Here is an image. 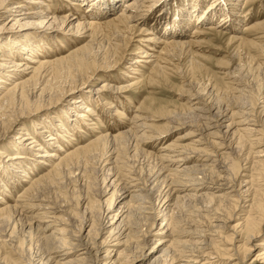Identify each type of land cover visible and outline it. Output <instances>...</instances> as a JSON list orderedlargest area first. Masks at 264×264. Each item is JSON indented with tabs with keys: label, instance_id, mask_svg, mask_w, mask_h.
I'll return each instance as SVG.
<instances>
[{
	"label": "bare ground",
	"instance_id": "obj_1",
	"mask_svg": "<svg viewBox=\"0 0 264 264\" xmlns=\"http://www.w3.org/2000/svg\"><path fill=\"white\" fill-rule=\"evenodd\" d=\"M119 1L120 0H65L66 5L64 8L67 9L66 13L63 10L54 11L52 13L50 9L44 7V0H0V19L2 17L6 19L2 23L0 22V30H2V34L6 33L4 39H7V44H0V139L7 136V134L10 133L11 128H20L17 131L19 133L14 134L13 140L16 141L17 148L22 150V152L18 150L16 155L11 157L6 154L3 159L6 160L4 162L0 160V176L3 175L2 173L6 174L5 178H0V185L2 187L0 190V202L3 204V206H0V232L4 237L5 242L7 241V237L10 238L11 234L14 233L16 227H19V231H22L25 230L29 224V228H27L28 234L34 232L43 240L42 250L33 254L34 256L29 259L27 258V260H25L26 258L24 257V261H21V258L16 257L14 260L11 259L12 261L9 260V264H134V262L137 261L136 259L140 256H149L147 261L143 264H196V262H199L200 264L201 262H204L203 264H209L208 259L211 257L215 258L216 255H218V252H215L212 249L213 246L216 245L215 243H212V241L214 238H221L219 232L222 229L232 231L233 234V237L231 236L232 234L229 235L231 238H221L222 242L229 244L234 240V236L236 235L239 237V244L235 245V243H230V250L232 251H224L222 253L225 254V256L227 255V257L221 256L214 261L211 260L210 264H215L222 259L227 260L225 264L243 263L252 247H260V249L257 251L254 258H252L251 264H264V235H262V232L264 231V189L259 181V178H262V175L260 176L258 173L254 175L249 171V174L246 175V178L248 179L247 181H243L245 178H240L241 180L239 181V184L245 186L244 193L249 196V199L245 201V204H247L244 205V208L241 210V216L237 215L239 216L236 218L237 221L230 224V220L232 219H230L231 210L229 207H225V204L223 203H225L224 201L229 202L235 200L230 198V193H227L229 192L228 183H215L214 177L215 175L219 177L220 175L218 176V174L221 172L225 173L226 170L230 172L236 170L234 166L231 164L229 166L228 164L227 168L223 163L225 165H223L224 167H218L222 170H217V167L213 166L215 162V160H213V164L210 163V165L214 167L213 169L203 168L206 164H193L182 167L180 162H184L185 157L183 158L184 160L181 157L177 160L169 158L170 161H168L167 164H163L160 161V156L161 159L163 158L165 160L166 157H162L164 155L161 154L158 155L160 164L153 167L145 176L144 174L146 173L143 174L144 170L142 171V169L143 167L150 166L149 162L146 161L149 153L147 155V153L141 148L142 151L138 149V143L140 140L137 141V139L141 134L134 135L136 134L134 132H137L135 131L137 128L138 131H141L139 128H152L150 122L149 125L145 122L149 119L146 115L147 119L144 120L146 117L144 118V116L137 114L138 112L136 115L130 113L129 119L131 126L127 127L135 128L134 132L133 129L132 131H130V129H122V131H118L115 134L105 132L103 135L100 134L98 137L96 136L93 138V140L86 145L80 144V146L73 147L72 149L66 147L67 145H63V142L61 141V137L64 136L63 132L65 133V137L69 134L70 137L74 138L75 134L80 132L81 128H83L82 125H85L86 128L91 131L96 127L95 124L97 123V120L102 124L105 121L113 120L112 117L115 116L113 114L114 116L111 117V113L109 112L101 115L89 106L91 105V100L94 99L97 102V106L99 104L100 106L103 104H107L108 106L109 104L108 108H112V102L108 101L107 98L110 100L111 97L113 101L119 100L121 97H119L121 94L119 92H122L121 90L124 89V83L123 85L118 84L119 86H111L107 84L106 79L105 81L101 80V84L93 88L88 86L89 82L92 80L91 77L96 71L111 68L113 65V63H107L98 50H94V40L98 41L97 39H99H95L97 36L96 34L102 25L103 27H105L104 25L109 26L123 37L128 33H133L137 24L143 21V17L145 16L143 13L144 6L151 7L154 3V0H126L124 2L122 0V8L108 17L106 14H110V12L114 11L117 6L116 4ZM233 1L235 0L210 1L201 11L199 10L197 12L196 9H193L191 11H186L185 14L180 9H174V13H172L170 7L168 10L166 9L167 7L162 8V12L153 16V18L150 19V22L147 21L146 23L145 21L143 23V25H147V27L143 29V34L146 35V38L144 37L143 39L146 44L150 46L151 42L154 44L162 43V50L168 54L171 47H183L187 44V42L183 40V35L187 24L191 25V18H193V23L198 26H203V24L205 25L216 19H218L217 27H223V25H226V22H228V25L233 24L234 18H232L233 15L231 14V10L226 8V5L232 4L231 2ZM249 1L251 2L253 0H244L245 3H249ZM29 3H34L35 5L32 6V8H28L30 6ZM69 11H72V13H69ZM56 12H64V14ZM170 12L174 14V17H168ZM195 12L197 13L195 14ZM184 15L186 16L185 19L182 17ZM182 20H187L188 23L184 25ZM244 20L243 22H245ZM31 26H35L33 27L35 29L34 31L31 32V30H26V28ZM40 26L45 28L44 31L40 32L42 34L49 31L48 29H51V27L56 26L58 28L63 27L62 29L66 34L72 36L76 35V37L82 36L87 40L85 39L86 41H84V44L78 45V48L75 47L76 49H72L73 51L70 50V52L65 55L59 54L60 56L54 57L47 52V49L53 48V44L50 45L49 43L55 40V36L48 39L42 38L43 35L40 36V38L32 36L33 34H36L37 29ZM241 28H243L241 33L247 29H264V20L256 23H249V21L245 22ZM195 29L196 28L191 29L193 34L198 31H195ZM200 31H202L201 28ZM232 31L234 32V29H232ZM50 32H56V30ZM241 39H243V36H241ZM56 40L59 42L58 39ZM141 53L144 58L146 56H152L151 54L148 56L147 50H143ZM154 58L157 60V57ZM160 60L161 63L165 62L163 61V58H160ZM148 61L152 62L151 60ZM137 62H139L138 59L132 61L135 67H137ZM155 64L157 65L158 63ZM131 69L132 68H130V70ZM161 69V66L157 65V67L152 70V73L161 72ZM127 75L129 76V74ZM156 75H158V73ZM135 78L132 80H135ZM154 78L155 74L147 79L152 83ZM133 82L135 85L136 82ZM146 83L148 84L147 81ZM242 87L245 88L246 86L244 85ZM125 88L128 89V86ZM82 90H85V93H83ZM241 90L242 88L240 91ZM105 91L109 94H106ZM232 98L234 97L232 96ZM261 100L260 104L264 103V98L262 101ZM64 101H67V103L64 106L65 110L63 109L62 112L69 120V122H67L68 125H66L67 123L65 124L60 121L61 116L57 114L60 107L55 104L58 102H61L62 104ZM199 101L196 104L197 106L199 105ZM126 102L130 103L131 101L126 99ZM140 103L142 106L139 108L137 107L139 111L146 106L145 102ZM51 105H53L52 111L55 113L53 117L58 118L56 120L58 121L57 125H54L52 116H50L51 118H44L40 123L33 120V131L39 136L40 134L43 135V132H46L48 138H42L40 141V138H38L39 136L37 135V137L35 136L37 139L32 138L30 139L31 141L26 142L28 139L26 137L28 130L25 129L27 127L26 125H23L24 123L21 121V118L26 115L30 116L37 114L40 110ZM249 105V107L254 109L252 103ZM197 106H195L193 110L190 108L189 110L187 109L188 112L184 114L186 117L189 113H191V116L193 115L192 117L188 115V118L190 116L194 120H190L193 122L192 125L186 123L188 120L185 121V119H183L185 117L182 118V114L181 116H177L180 120L177 117L169 116L167 118V126L159 129V131H169L174 127L172 123H177V125H179L178 121L180 123L181 120H183L185 121V123L182 122L183 125L191 126L197 130L198 128L199 130L205 128V134L201 130L198 132V137L195 140L197 142L203 141L201 139L205 136L222 139L225 138L226 135H229L230 140L228 139V142L231 143V141H233L231 139L236 135L234 141L237 145H242V143L247 141V139L246 141L244 139V134L248 136L247 134L249 133L254 134L259 132L255 126H252L256 119L252 120V118H250V112L245 105H242L243 107L240 106L241 108H236V110H228L227 107L222 109L223 107L221 106L220 108L219 106L216 108L214 107L215 110H211L210 107L205 110L203 107L196 108ZM262 107L261 111L264 112ZM113 110L115 113L119 111L117 106H114ZM194 111L197 112L194 114ZM118 113L122 115L123 111H119ZM103 118H105V120L101 121ZM40 124L43 125L41 128H39ZM114 125L115 124L112 121V126ZM36 128L42 129V131H39ZM119 128H125V126ZM196 129L193 130L195 131ZM210 129H212V131L209 132L208 130ZM66 132L68 133L67 135ZM132 132L134 134H132L133 137L131 138ZM144 133L146 134V132ZM153 137L154 135L151 138ZM250 139L249 142L252 141H250ZM256 141L257 140H255V142ZM212 143H214L217 148L218 146L219 148L221 146L223 148L224 142L214 141L213 139ZM252 143L254 142H251V144ZM258 143L259 142H257V144ZM182 145V150L186 148L187 151L191 150L192 153V149L194 148L190 149L187 148L186 144V147H182ZM228 145L229 144H227V146ZM166 146L168 147V145ZM166 146L163 148L164 150L166 149ZM49 148H52V150H48ZM167 149H169V147ZM31 150L37 152L34 156H38V158L36 157V160L31 159L34 162V165L32 163L29 165L32 164V166H35L36 164H44L47 166L45 169L48 170V173L46 172V175L43 173V175H41L40 178L38 177L37 180L33 179L34 183L31 182L32 180L28 182V186L25 190L23 189L24 187L22 188L24 193L22 192L23 194H21V201L25 198L27 199L26 202L22 201L18 206H13L14 204H12V206L8 205V192L13 186H15L14 184H16L17 177H25L26 179H23L24 182H26L27 179H30L28 178L29 169H32L33 167L27 168V165L24 163V158L26 157L25 151H28L31 154ZM180 150L179 152H181ZM174 151L175 150L173 149V152ZM263 151L259 150L258 152L261 154L260 152ZM227 152L228 155H230V152ZM227 152H222L221 155H224V153ZM140 153L142 155H140ZM181 153H183V151ZM176 154L178 155L179 153L176 152ZM190 157L191 156H189V158ZM257 157L258 154L256 158ZM90 158L95 159L94 161H101L100 167L103 172V185L101 189L99 188L100 191L96 192L97 198L95 201L91 200L94 202L88 204L90 198H88V200L86 198L78 199V207H76V209L80 211L81 205H84V208L82 209V212L78 211L81 214V218L79 217V224H77L78 228H76L77 226H73L72 221L68 222L69 220L64 218L63 215H60L59 212L61 209L59 207L50 206L48 203L46 204L39 199L42 196H45L48 185L52 187V183H54L53 181H57L58 179L60 181L64 175L65 177L63 179H66V176L67 178L69 175L72 177V175L76 173L74 171H77L76 175H78L75 178V182L78 180L80 181V177L83 176L82 172L85 170L84 165L82 169L80 168V165L82 163H94ZM131 158L132 161L129 165L128 162ZM220 158L222 161V156ZM89 159L91 163L88 162ZM145 161L147 165L145 164ZM187 162H189V160H187ZM258 162L256 160V164L264 165V161L259 160ZM215 166H218L217 162ZM230 174H227V176H231ZM201 175H203V177H199ZM12 180L15 181V183ZM231 180L235 181V177L233 176L230 181ZM59 181L58 183L60 184L61 182ZM208 182H211V185H208ZM31 183L32 185H30ZM55 185L56 184H53V186ZM233 186L235 185H232V187ZM202 188H205L204 191H202ZM216 192L223 193L214 195ZM221 194L223 195L221 196ZM86 197L88 196L86 195ZM41 199L43 200V197ZM171 200L173 202L170 203L169 201ZM14 203H16V201ZM219 203L223 206L222 209L219 207ZM103 204L106 207H103ZM25 205L36 206L35 208L41 210V213L33 214L32 211H30L31 209L33 210V207L29 209V206L27 207ZM113 205L114 207L116 206V208L113 209ZM190 205L198 209V217L195 219L196 226L193 224L195 227L192 225L194 228H190L191 231L187 233L191 237L189 242L179 241L173 238L174 233H177L178 231L179 225L185 224L186 226H189L188 223H185L187 221L184 220L185 222H183V220H181L182 217L179 214V210L184 208L183 206L189 207ZM95 206L97 208H95ZM236 206L237 205H233L231 207L232 209H235ZM17 207L21 211H24L27 216L22 215L21 212L18 213ZM207 207H209V209L205 210L204 208ZM185 210L187 209L185 208ZM221 210L224 211V214ZM45 219L48 220L46 221ZM75 219H73V221ZM209 219L211 222L207 221ZM138 220L142 221L141 226H145L144 229L138 225L137 222H140ZM190 220L192 221V219ZM191 221L190 223L193 222ZM202 221H206L205 223L208 222L207 225L205 224L203 226L201 224ZM214 221L219 222L220 224H213ZM32 222L36 225L33 226ZM157 223L159 227L153 230V227L156 226ZM221 223H223L222 226ZM85 229L86 232L83 234ZM105 233L106 235L103 237ZM214 234H217V236L213 237ZM3 237L0 236V238ZM14 248L16 250L18 249V247L15 246ZM220 250L222 251V247H220ZM227 250H229V248ZM235 250L240 253V258H233V256L236 255ZM13 252H15L14 249ZM3 258H6L7 262V257L3 256ZM3 260L0 264L4 263Z\"/></svg>",
	"mask_w": 264,
	"mask_h": 264
},
{
	"label": "rangeland",
	"instance_id": "obj_2",
	"mask_svg": "<svg viewBox=\"0 0 264 264\" xmlns=\"http://www.w3.org/2000/svg\"><path fill=\"white\" fill-rule=\"evenodd\" d=\"M120 1L116 4L117 6H116L114 11L110 12V14H106V15H108V17L111 14L118 11L120 8H122V4L126 0H123V2H122V0H120ZM210 1H214V0H154V3L151 7H145L144 6V8H143L144 12L143 13L145 14V16L143 17V21L141 23L137 24L136 29L133 30L134 31L133 33H128L125 35V37L119 35V33L115 32L112 28H110L107 25H104L105 27H103V25L100 26V29L98 30V32L96 34L97 36L95 37V39H97V38H99V39H97L98 41L94 40L93 47H94V50H98V52L101 55H103L104 60L107 63H113V65L111 68L101 69V70L96 71L94 73V75L91 77L92 80L89 82L88 86L93 88V87L101 84V80L105 81V79H106L107 84L111 85V86H119L118 84L123 85V83H124V85H123L124 89L121 90L122 92H119V93H121L119 95V97L121 96L119 98V100L113 101V99H111V97H110V100H109V98H107L108 101L112 102V108H108L109 104H108V106H107V104L106 105L103 104L104 106L103 105L100 106V104H99L97 106V102L93 98L92 99L96 103L93 100H91V105H89V106L92 107L94 109V111L98 112L101 115L106 113V112H109V113H111L110 114L111 117L114 115L115 116L112 117L113 120L105 121L102 124L100 121L97 120L96 121L97 123L95 124L96 127L91 131L88 128H86L85 125H82L83 128H81L80 132L75 134V137H74L75 139L70 137L67 132H66V135L68 134V136L65 137V133L63 132L64 136L61 137V139H62L61 141L63 142V145H65V146L67 145L66 147H68L69 149H72L73 147L75 148L77 146H80V144L86 145L91 140H93V138H95L96 136L98 137L100 134L103 135V133H105V132L106 133L110 132V134H115L118 131H122V129L123 130H129L130 129V131H132V129H133V132H134L135 128H128L131 126L130 125V119H129L130 113H134L133 115H136V113L138 112L137 114L144 116V118L146 116H148V118L151 120L147 119V117L144 120L147 119L145 122L148 125L150 122V125L152 126V128H139V130L141 129V131H138L137 130L138 128H137L135 130L137 132H134L136 134H134L133 132L131 133V138L133 137L132 134H134V135L141 134L142 137L140 136L139 137L140 139L139 138L137 139V141L140 140V142L138 143V146H139L138 149L141 148L143 151H145L147 153V155L149 153L146 161L149 162L150 166L149 167H143V169H142V171L144 170L143 174L146 173V174H144L146 176L148 171L150 172V170L153 167H156V165L158 166L160 164V161L163 164H165V163L167 164L171 158L177 160L180 157L182 159L185 157V160L187 163L186 164L185 160L183 159L184 162L183 161L180 162L182 167L193 165V164H196V165H198V164H200V165L204 164L205 165L206 164L203 168H206V169L212 168L213 169L214 167H217V170H222L218 167H220V166L222 167L225 164L226 167L228 168V164H229V166H230V164L233 165L236 170L231 169V170H233L232 172L226 170L225 173H223V172L219 173L218 176L222 175L221 177L219 176L220 179L216 175L214 177L215 183H218V182L223 183V184H225V182L228 183L227 185H228V191L229 192H227V193H230L231 194L230 198L235 200V201H229V202L224 201L225 203H223V204H225V207L227 206V208L229 207L231 210L230 219L231 218L232 219L230 220L231 222L230 221L229 222H230V224H233L237 221L236 218L241 216V213H242L241 210L244 208V205L247 204V203L245 204V201L247 199H249V196H247L246 193H244L245 186L243 184L240 185L239 181L242 178H245V179H243V181H247L248 179L246 178V175L249 174V171H251L252 174H254V175L258 173L260 176L262 175V178H259V181L261 182V186L264 189V187H263L264 186L263 185L264 184V165L256 164V160H257V162L259 160L264 161V153H263L264 152L263 151L264 150V125H263L264 112L261 111L262 106H263L262 109H264V105H263L264 103L260 104V100L261 99L263 100V98H264V77H263L264 76V71H263L264 70V29H261V28L260 29L255 28V29H251V30L247 29L243 33H241V31L243 29L241 27L243 26V24H245V22L249 21V23H251V22L256 23V22H259L261 20H264V0H253L251 2L249 1V3L248 2L245 3L244 0H235V1L231 2L232 4H227L226 8L231 10V14L233 15L232 18H234V22H233V24H230V25H228V22H226V25H223V27H217L216 26L218 24V22H217L218 19L212 20L205 25L203 24V26L202 25L198 26L195 23H193V18H191V21H192L191 25L187 24V27H185V31H184V35H183V38H184L183 40H185L187 42V44H185L183 47L182 46L171 47L170 48L171 51L169 50L168 54L162 50L163 49L162 43H155L154 44L153 42H151V46H152L151 47L150 45L146 44V42L143 39L146 36L143 34V31H144L143 29H145L147 27V25L146 24L143 25V23L145 21H146V23H147V21L150 22L151 21L150 19H152L153 16H156L162 12V8L167 7L166 9L168 10L170 7L172 13H174L173 12L174 9L175 10L180 9L185 14L186 11H191L193 9H196L197 12L199 10L201 11L202 8L204 9V7H206V4ZM44 2H45L43 4L44 7L47 9H50L52 11V13L54 11H59V10H63L66 13L67 9L64 8V6L66 5L65 0H44ZM29 5L30 6L28 8H32V6H34L35 4L29 3ZM64 12H56V13H63L64 14ZM197 12H195V14ZM69 13H72V11L71 12L69 11ZM172 13L170 12L168 14V17H170V16H171V18L174 17V14H172ZM182 17H183V19H185L186 16L184 15ZM144 18H145V20H144ZM244 18H245V20H244ZM5 20L6 19H4V17H2L0 19V22L2 23ZM243 20L245 22H243ZM182 22L184 25H186V23H188L187 20H182ZM106 26H107V28H106ZM33 27H35V26L28 27V28H26V30H31V32H32L35 30ZM62 28L63 27L58 28L56 26H53V27H51V29H48L49 31L42 34L40 32L44 31L45 28L40 26L37 29L36 34H33L32 36H36V37L40 38V36L43 35L42 38H44V39L53 38L55 36L56 37L55 40L52 41L51 43H49L50 45L53 44L52 45L53 48L47 49V52L50 55H53L54 57H57L60 55H65L66 53L70 52V50L73 51L74 49L78 48V45L84 44V41L87 40L86 38H85L86 39L85 40L82 36L76 37V35L72 36L70 34H66ZM103 28H105V29H103ZM193 28H196L195 31L198 30L197 33H194L196 35V37L193 34V32H191V29H193ZM200 28L202 29V31H200ZM211 28L214 30H212ZM232 29H234V32L232 31ZM26 30H24V31H26ZM52 30H56V32H50ZM109 30H110V32H109ZM115 33H117V34H115ZM120 34H121V32H120ZM129 34H131V35H129ZM5 36H6V33L2 34V30H0V44H3V43L7 44V39H4ZM32 36H30V37H32ZM241 36H243V39H241ZM118 37H120V38H118ZM56 39H58L59 42ZM96 46H98V47H96ZM143 50H147L148 56L150 54L152 56H150V57L146 56L145 58L142 57L141 51H143ZM154 57H157V60ZM158 57H160L161 59L163 58V61H165V62L164 63L162 62V63L164 65L161 63V60ZM137 59L139 62L136 63L137 67H135V65L132 63V61L137 60ZM153 59H155V60H153ZM148 60H151L152 62H149ZM155 63H158L157 65L161 66V68H162L161 72H157L158 75H156L157 73H152V70L155 69V67H157V65ZM130 68H132V69L130 70ZM127 74H129V76ZM153 74H155L156 79L154 78V81L152 80L153 82L151 83V81H148L147 78H149ZM135 77H137V78H135ZM133 78H135V80H132ZM145 80L148 82L149 85L146 83ZM133 81H135L137 84L135 83V85H134ZM130 83H132V84H130ZM244 85L246 86L245 88L242 87ZM127 86H128V89L125 88ZM241 88H242V90L240 91ZM82 91H83V93H85V90H82ZM105 93L109 94V93H107V91H105ZM123 94L125 95V97ZM232 96L234 98H232ZM197 97H199V98H197ZM126 99L128 101H131V102L130 103L126 102ZM198 101H199V105L197 106L196 104ZM140 102H145L147 107L145 106L143 109H140V111H139V109H137V107L139 108L140 106H142V104ZM66 103H67V101H64L62 104H61V102L55 103L60 107V109H58V113H57V114H59V116H61L60 121L64 122L65 124L67 122H69L68 118H66L65 114L62 112L63 109L65 110L64 106L66 105ZM251 103H252V106L254 107L255 110L252 109L251 107H249L250 106L249 104H251ZM53 105L48 106V107L40 110L37 114H33L30 116L26 115V116H23L21 118V121H23V123H24L23 125H26V127H27L25 129L28 130V134L26 135V137L28 139L26 142L31 141L30 139L35 138V136L37 137V135H38L33 131V129H34L32 127L33 120L40 123L41 121H43L44 118H48L50 116L53 117V115L55 114L54 111H52ZM242 105L243 106L245 105V107L248 108L247 110H249V112H250V115H249L250 118H252V120L256 119L254 124H252V126H255L257 128V131L259 130L258 133L256 132L257 134L256 133L247 134L248 136L250 135L249 137L244 134V136H245L244 139H245V141L247 139V141L242 143V145H237V143H235L234 138L236 135L231 139V140H233V141H231V143L228 142V139L230 138L229 135H226V137L222 138V139L218 138V137H212V136L206 137L205 136L204 138L202 137V139H201L203 141L197 142L195 140L198 137V135H197V134H199L198 132H200V130L204 132L205 128H202L200 130L198 128V130H197L196 128H192L191 126L182 124V122L185 123V121L188 120L186 123H190V125H192L193 122H191V121H194V120L191 117L193 115L191 116V113H189L188 115H190L191 117L189 116V118H188V115L186 117L184 114H186L188 112L189 108L193 110V108L195 106H197L196 108L203 107L205 110L209 107L211 108V110H215V108L218 106H219V108H220V106L223 107L222 109L227 107L228 110L229 109L236 110V108H241L240 106H242ZM114 106H117L119 111H121V112L123 111L124 115L119 114L118 113L119 111H117L115 113V111L113 110ZM107 108L109 109V111ZM195 112H197V111H194V114H195ZM181 114H182V118L185 117V118H183V119H185V121L181 120L180 123L178 121L179 125H177V123H172L174 125V127H175V125H176V127L175 128L172 127L169 131L168 130L165 132L159 131V129L165 128L167 126V124H168L167 118L169 116L177 117V116H181ZM119 116H120V118H119ZM57 119H58L57 117H55V118L53 117L54 125H57V123H58V121H56ZM102 120H105V118L101 119V121ZM112 121L116 125V126L114 125L115 127L112 126ZM66 125H68V123ZM41 126H43V125L40 124L39 128H41ZM123 126H125V128H119V127H123ZM261 126H262V128H261ZM91 127H94V126H91ZM240 128H242V127H240ZM19 129L20 128H16V127L11 128L10 133L7 134V136H5L4 138L0 139V160H2L3 162L6 161V160H3L6 156V154L11 157V156L16 155V152H18V150H19L16 146V144H17L16 141L13 140L14 134L19 133V132H17ZM36 129L39 131H42V129H38V128H36ZM145 129H148V130H145ZM193 129H196V130L194 131ZM75 131H76V129H75ZM130 131H128V132H130ZM143 131L146 132V134ZM208 131L210 132V131H212V129H210ZM147 132L150 134H148ZM159 132H161V133H159ZM157 134H158L159 138L157 137ZM204 134H205V132H204ZM46 135H47V133L43 132V135L40 134L41 137L38 135L39 136L38 138H40V141L42 140V138L47 139L48 136H46ZM146 135H147V137H146ZM153 135H154L153 138H155V139L151 138ZM148 138H149V140H148ZM150 138H151V141H150ZM35 139H37V138H35ZM213 139H214V141L216 140L219 142H224V144H223L224 149L222 148V146L220 148L218 146V148H217L214 145V143H212ZM249 139H250V141L252 140L251 142H254V143L251 144V142H249ZM255 140H257V141L255 142ZM68 141H70V142H68ZM193 141H195L196 143ZM208 142H209V145H208ZM257 142H259V143L257 144ZM175 144H177V145H175ZM182 144H184V145H182ZM185 144L187 145V148H190V149L194 148V149H192V153H191V150L187 151L186 148L184 150H182L183 148H181V145H182V147H186ZM211 144H212V146H211ZM227 144H229L230 146L229 145L227 146ZM166 145H168L169 149H167L168 147ZM165 146H166V149L164 150L163 148H165ZM170 146H172V147H170ZM170 148H172V149H170ZM231 148H233V149H231ZM141 149H140V151H142ZM173 149L175 150L174 152H173ZM48 150H52V148H49ZM179 150L181 152L183 151V153L179 152ZM257 150L258 151L262 150L263 152H260L261 154H259V152ZM19 151L22 152V150H19ZM227 151L230 152L229 153L230 155H228ZM27 152L28 151H25V156L27 157L29 155L28 156L29 158L28 157L26 158L24 156L25 157L24 163L27 165L26 166L27 168L33 167L32 169H29L28 178H30V179H27L26 182H24L23 179L25 177L24 178L21 176L17 177L16 184H14L15 186L12 185L14 188L11 186L12 187L10 190L11 192L9 191L8 196H7L8 205H11V206H12V204H14L13 206H18V204L20 205L22 203V201L26 202L27 199H25L24 197H23L24 199L21 201V199H22L21 194H23L24 193L23 191L27 188L28 182H30L32 180L31 182L34 183L33 182L34 180H37L38 177L40 178V176L43 175V173L45 174L48 171L47 169H45L47 166H45L44 164H36L35 166H32V164L34 165V162L31 159L36 160V157L38 158V156H34V154L35 153L37 154V152L32 151L31 154L29 152L28 153ZM176 152H178L179 154L177 155ZM222 152H227V153H224V155H221ZM166 153L168 156L166 155ZM172 153L174 154V156ZM195 153H197V154H195ZM161 154L164 155L162 157H164V158L166 157V160L163 158L161 159V156H160V161L158 160V157H159L158 155H161ZM182 154H183V156H182ZM184 154H185V156H184ZM186 154L188 155V157ZM199 154H200V156H199ZM225 154L227 155V157ZM257 154H258V157L256 158ZM140 155H142V154L140 153ZM154 155H155V157H154ZM189 156H191V157L189 158ZM221 156H222V161L220 158ZM167 157H168V159H167ZM90 159L95 164L91 163ZM90 159L88 162H90L91 164H86V163L83 164L82 163L80 165L81 169L83 168V165H84V169H85L84 172H82L83 176L80 177L81 178L80 181L78 180L77 182H75V178L78 175V174L76 175L77 171H74V172H76V173H74L75 175L72 173L73 174L72 177H71V175H69L68 178L66 176V179H63L65 177V175H64L60 179V181H59V179L57 181L56 180L53 181L54 182V183H52L53 188L50 185H48L47 186L48 188L46 189L47 192L46 191H45L46 193L44 192L45 196H42L43 200L41 199L42 197L39 199L40 201L45 202L46 204L48 203V205H50V206L59 207L61 209V211L59 212L60 215L61 216L63 215L64 218L69 220L68 222L72 221L73 226H75V227L77 226L76 228H78L77 224H79V220H80L79 217L81 218V216H80L81 214L79 212H82V209L84 208L83 207L84 205H81L80 211L76 209V207H78L77 206L78 199H80V198L85 199L86 198L88 200V198H90V201L91 200L95 201V199L97 198L96 192L100 191V189L103 185L102 184L103 172L101 171L102 168L100 167L101 161L100 160L94 161L95 159H92V158H90ZM25 160H26V162H25ZM187 160H189V162H187ZM213 160H215V162ZM131 161H132V158L128 162L129 165H130ZM146 161H145V164H146ZM212 162H214V164ZM216 162H217L218 166H215ZM30 163H32V164L29 165ZM96 163H97V165H96ZM210 163L213 164L214 167L212 165H210ZM206 166H208V167H206ZM101 172H102V175H101ZM226 173L228 175L230 174L231 176H227ZM2 174H1L2 176H0V178H5L6 174H4V173H2ZM233 176L235 177V181L233 180L234 182L232 180L230 181V179ZM82 177L84 178V180ZM199 177H203V175H201ZM225 178H227V179H225ZM228 179L230 182L228 181ZM69 180H71V181H69ZM73 180L75 183L73 182ZM55 181H56V183H55ZM58 181L61 182L60 183L61 185L62 184L63 185L61 186L58 183ZM13 182L15 183V181H13ZM260 182H259V184H260ZM0 183H1V181H0ZM32 183L30 185H32ZM212 183H214V182H212ZM49 184H51V183H49ZM53 184H56V185L53 186ZM208 185H211V182H208ZM232 185H235V186L232 187ZM1 188L2 187L0 185V190H1ZM22 188L24 190H22ZM204 189L202 191H204ZM236 192H238L239 194ZM44 193H43V195H44ZM220 193H223V192H216V193H214V195H219ZM247 194H249V193H247ZM19 195H20V197H19ZM86 195L88 197H86ZM222 195L223 194H221V196ZM44 198H45V200H44ZM51 199H52V201H51ZM15 201L17 204L14 203ZM46 201H48V202H46ZM90 201L88 202V204L94 202V201H91V202ZM169 202L171 203L173 201L171 200ZM226 202H228V203H226ZM24 204H27V203H24ZM88 204H87V206H88ZM229 204H230V206H229ZM233 205H237L235 209H232L231 206H233ZM0 206H3V204L1 202H0ZM25 206L28 207L29 205H25ZM102 206L106 207V206H104V204ZM191 206L192 205H190L189 207L183 206L184 208H181V210H179L180 213L178 212L180 214V216L182 217L181 220H183V222L187 221L185 223H188V225H189V226H186L185 224L179 225L177 233H174V235H173V238H175L179 241L189 242L191 240V237L187 233H189L191 231L190 228H194L196 226V220L195 219L198 217V211H197L198 209L194 206H192V207ZM32 207H33V210L31 209ZM35 207L36 206L30 205L28 208L31 209L30 211H32L33 214H36V213L40 214L41 210H39L38 208H35ZM219 207L221 209L223 208L221 203H219ZM95 208H97V207L95 206ZM114 208H116V206L114 207V205H113V209ZM185 208L187 210H185ZM29 209H27V210H29ZM34 209H35V211H34ZM204 209L207 210V209H209V207L204 208ZM17 212L18 213L21 212L22 215H26V213L24 211H21L19 208H18ZM223 212L224 211H222V213ZM237 215H239V216H237ZM189 218L192 219L193 222ZM73 219H75V220L73 221ZM45 220L47 221L48 219H45ZM194 220H195V222H194ZM138 221H140V222H137L138 225L141 226L142 221L141 220H138ZM190 221L192 223H190ZM207 221L211 222L210 219ZM202 222H204V223H202ZM202 222H201V224L203 226L205 224L207 225V223H208V222L205 223L206 221H202ZM32 223H33L32 224L33 226L36 225L34 222H32ZM218 223L219 222H215V221L213 222V224H218ZM222 225H223V223H221V226ZM57 227H59V226H57ZM141 227H142V229L145 228V226H141ZM158 227H159V225L157 223V225L153 227V230L157 229ZM27 228H29V224L25 228L26 231L25 230L19 231V227H16L14 229V233L11 234L10 238L7 237V241H5V242H4V237L1 235V232H0V236L3 237V238H0L1 239L0 240V243H1L0 244V248H1L0 249V263L4 259L3 256L7 257V262H6V258H5L3 260L4 261L3 264H9V260H11V259L14 260L16 257H18V258H21V261H22L23 258L25 257L26 259L25 258L24 259L27 260V258L29 259L30 257L34 256L33 254L42 250L41 249L43 246L42 245L43 244L42 238L39 235L35 234L34 232L28 234ZM86 229L83 231V234H85ZM73 230H76V229H73ZM22 232L25 234H23ZM262 233L261 234L264 235V231ZM219 234H220L221 238L230 237L229 235L232 234V231L222 229V230H220ZM25 235H27V236H25ZM105 235H106V233L103 235V237ZM28 236L29 237L31 236L30 239ZM216 236H217V234L213 235V237H216ZM231 236L233 237V234ZM221 238L217 237V239L214 238L212 241V243L216 244V245L213 244L214 246L212 249H213V251L218 252L217 253L218 255H216L217 258L216 257L215 258H212V257L209 258L208 259L209 264H210L211 260L214 261L221 256L227 257V255L225 256V254H222V253L224 251H226V252L232 251V250H230V248H231L230 243H235V245L239 244V242H238L239 237L236 235L234 236V240L231 241L229 244L222 242ZM41 240H42V242H41ZM2 246H3V248H2ZM14 246L18 247L19 250L18 249L16 250L14 248ZM220 247H222V251L220 250ZM12 248L14 249L15 252H13ZM228 248H229V250H227ZM259 249H260V247H252L251 251L249 252L247 257L245 258L243 263H240V262L239 263L240 264H251L252 258H254L255 254L257 253V251ZM235 252H236V250H235ZM237 253L238 252H236V255H234L233 258H235V257L240 258V256H241L240 253H238V254ZM17 254H20L21 256L17 255ZM22 254H24V255H22ZM148 257L149 256H147V257L146 256H140L136 259L137 261H135L134 264H143L147 261ZM226 261H227L226 259H222V260H219V262H217L215 264H225ZM233 262H235V261H233ZM203 263L201 262V264H203ZM196 264H200V263L196 262Z\"/></svg>",
	"mask_w": 264,
	"mask_h": 264
}]
</instances>
